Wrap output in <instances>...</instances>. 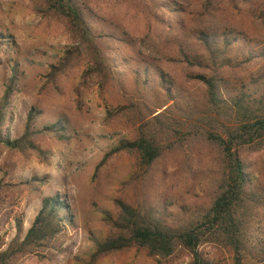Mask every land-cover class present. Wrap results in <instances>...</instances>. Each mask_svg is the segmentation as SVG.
I'll return each instance as SVG.
<instances>
[{
    "label": "trees",
    "instance_id": "1",
    "mask_svg": "<svg viewBox=\"0 0 264 264\" xmlns=\"http://www.w3.org/2000/svg\"><path fill=\"white\" fill-rule=\"evenodd\" d=\"M30 1L39 16L63 21L78 44L51 65L46 83L58 86L82 47L85 77L118 84L125 99L107 115L125 120L129 135L101 164L127 156L132 173L103 212L102 233L81 264H102L128 251L155 264L263 262L264 165L253 166L248 157L264 147V41L225 19L246 6L264 20V0H134L149 24L161 26L171 16L185 81L158 58L137 52L129 33L97 15L87 0ZM116 43L134 54L113 49ZM11 46L0 32V47ZM19 80L14 66L0 94V264L54 262L71 228V212L51 194L25 231L22 204L51 182L24 177L23 161L36 157L51 165L50 143H70L73 137L63 117L44 123L36 107L23 134L9 135ZM176 176L189 186L174 192Z\"/></svg>",
    "mask_w": 264,
    "mask_h": 264
},
{
    "label": "rangeland",
    "instance_id": "2",
    "mask_svg": "<svg viewBox=\"0 0 264 264\" xmlns=\"http://www.w3.org/2000/svg\"><path fill=\"white\" fill-rule=\"evenodd\" d=\"M87 1L97 15L122 26L129 33L137 52L158 58L173 76L186 80V68L175 58V32L169 28L171 16H165V24L159 26L149 24L148 15L134 0ZM243 9L225 20L250 38L264 41V20L254 16L246 6ZM0 32L12 42L10 50L0 47V94H3L14 66L18 67L20 76V92L14 102L9 135L18 138L23 134L27 115L36 107L43 112L44 123H53L63 117L70 125L73 137L70 143H50L53 149L51 165L41 163L36 157L23 161L24 177H49L51 182L40 196L22 204L25 231L33 223L43 198L51 194L59 195L69 206L72 224L54 262L29 258L21 264H81L102 233L103 212L111 208L117 190L132 173L127 156L101 164L105 154L129 135L130 125L125 120L111 121L107 115L111 109L125 104L123 90L118 84L103 85L95 77H85L88 59L82 47L79 57L58 86L46 83L44 78L51 65L78 44L63 21L39 16L30 0H0ZM112 45L115 50L134 54L129 47L118 43ZM190 86L194 87L193 84ZM248 159L253 166L264 165V147ZM176 178L172 186L174 192L189 186L190 181L186 178ZM102 264L155 263L142 253L128 251ZM248 264H264V261Z\"/></svg>",
    "mask_w": 264,
    "mask_h": 264
}]
</instances>
